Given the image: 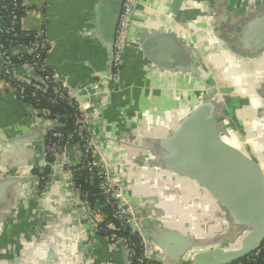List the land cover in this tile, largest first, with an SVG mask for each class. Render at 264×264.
Masks as SVG:
<instances>
[{
  "label": "crops",
  "instance_id": "crops-1",
  "mask_svg": "<svg viewBox=\"0 0 264 264\" xmlns=\"http://www.w3.org/2000/svg\"><path fill=\"white\" fill-rule=\"evenodd\" d=\"M31 1L23 24L45 27L54 43L51 69L82 86L112 71L109 45L120 0ZM90 93L82 99L91 100V133L146 217L153 264H215L250 249L252 229L196 180L177 176L166 151L197 105L212 101L225 137L253 138L250 154L236 147L264 173V0H136L120 79ZM50 129L0 77V264H128L122 248L111 251L93 235L68 171L53 177L45 166ZM68 153L78 163V146ZM41 173L48 179L43 192Z\"/></svg>",
  "mask_w": 264,
  "mask_h": 264
},
{
  "label": "built area",
  "instance_id": "built-area-1",
  "mask_svg": "<svg viewBox=\"0 0 264 264\" xmlns=\"http://www.w3.org/2000/svg\"><path fill=\"white\" fill-rule=\"evenodd\" d=\"M31 6V0H0L2 82L10 95L24 101L39 119L49 122L52 129L55 126L45 138L44 159L48 164H55L56 168L68 171L71 175L70 185L75 192V204L82 210V217L91 222L93 235L99 237L104 233L103 239L109 250L122 248L128 256V264H153V245L142 230L146 217L137 212L122 186L112 175L110 161L101 153L88 124L91 100L82 99V93H88L91 98L93 94L90 90L98 88L104 80L119 81L125 63L136 0L123 1L113 42L112 71L103 79L86 86L70 84L50 68L47 57L54 50V43L45 27L29 30L23 24ZM20 70L25 72L20 73ZM30 88L33 91L28 92ZM34 102H46L52 106L67 104L77 113V129L67 135L60 132V127L65 126L61 117L50 118L49 111L36 109ZM74 139L77 143L71 144ZM75 145L79 148L80 156L76 164L68 153V149ZM78 166L80 171L86 173L89 184L97 189L104 205L111 210V217L116 224L111 222L103 226L102 215L91 206L88 196L74 183V172ZM46 178L45 175L37 178L39 189ZM263 253L264 242L255 252L232 264L255 262Z\"/></svg>",
  "mask_w": 264,
  "mask_h": 264
},
{
  "label": "water",
  "instance_id": "water-1",
  "mask_svg": "<svg viewBox=\"0 0 264 264\" xmlns=\"http://www.w3.org/2000/svg\"><path fill=\"white\" fill-rule=\"evenodd\" d=\"M123 1L120 0L112 25L111 56ZM174 14L175 21H179L180 12ZM216 107L212 101L198 104L172 135L166 153L169 168L177 176L196 180L241 225L252 229L248 251L233 256L227 262L215 263L232 264L255 252L264 242V173L245 151L227 141L225 133L228 131L217 120ZM53 129L51 127L47 135ZM45 166L52 167L53 177L59 174L55 164L46 162ZM43 175L41 173L38 177ZM142 230L145 232L143 227Z\"/></svg>",
  "mask_w": 264,
  "mask_h": 264
},
{
  "label": "trees",
  "instance_id": "trees-1",
  "mask_svg": "<svg viewBox=\"0 0 264 264\" xmlns=\"http://www.w3.org/2000/svg\"><path fill=\"white\" fill-rule=\"evenodd\" d=\"M33 91L32 88L28 89V92ZM34 107L36 109H47L50 113V118H55L56 116L61 117V121L65 124L64 127H62L59 131L67 135L68 133H72L77 129L76 122H75V117H76V111L74 109H71L67 104H61L58 106H52L48 105L46 102H40L36 103L34 102ZM49 135V134H48ZM72 143H77V140L74 139V141H71ZM48 179L42 181L41 186H40V192H43L44 189L46 188ZM74 183L78 188L82 190L87 196H88V201L91 204L95 210L102 215L104 222L102 223L103 226H105L107 223L114 222L112 217H111V210L109 207H106L104 205V202L101 197L98 195V191L95 187H92L88 180H87V175L84 171L79 170V166L76 168V171L74 172ZM105 234L101 233L99 236L100 238L103 239V236ZM133 239L136 240L135 237ZM264 263V253L255 261V262H248L246 261L245 264H263Z\"/></svg>",
  "mask_w": 264,
  "mask_h": 264
},
{
  "label": "rangeland",
  "instance_id": "rangeland-1",
  "mask_svg": "<svg viewBox=\"0 0 264 264\" xmlns=\"http://www.w3.org/2000/svg\"><path fill=\"white\" fill-rule=\"evenodd\" d=\"M219 98L221 99L222 96ZM252 127L248 126L247 127V131H251ZM227 135V134H226ZM246 133H242V135H239L238 137L236 136H226L225 138L227 139V141L229 142V140L235 139L233 137H236L235 141L238 143L239 148L245 149L249 154L252 152L251 149L249 148L250 144H253L254 141H252V137H245ZM247 136V135H246ZM229 139V140H228ZM230 143V142H229ZM249 144V145H248ZM254 146V145H253Z\"/></svg>",
  "mask_w": 264,
  "mask_h": 264
},
{
  "label": "bare ground",
  "instance_id": "bare-ground-1",
  "mask_svg": "<svg viewBox=\"0 0 264 264\" xmlns=\"http://www.w3.org/2000/svg\"><path fill=\"white\" fill-rule=\"evenodd\" d=\"M229 140V139H228ZM229 142L231 143V144H233V145H238V143L235 141V139H232V140H229Z\"/></svg>",
  "mask_w": 264,
  "mask_h": 264
}]
</instances>
